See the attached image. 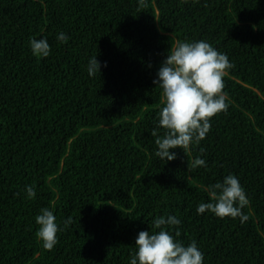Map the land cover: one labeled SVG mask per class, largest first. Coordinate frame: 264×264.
<instances>
[{
	"label": "trees",
	"instance_id": "16d2710c",
	"mask_svg": "<svg viewBox=\"0 0 264 264\" xmlns=\"http://www.w3.org/2000/svg\"><path fill=\"white\" fill-rule=\"evenodd\" d=\"M177 40H205L233 67L227 110L163 163L153 81ZM229 174L250 201L244 223L197 212ZM43 208L61 229L52 250L37 236ZM167 215L204 264H264V0H0V264H130L138 233Z\"/></svg>",
	"mask_w": 264,
	"mask_h": 264
},
{
	"label": "clouds",
	"instance_id": "9594fccd",
	"mask_svg": "<svg viewBox=\"0 0 264 264\" xmlns=\"http://www.w3.org/2000/svg\"><path fill=\"white\" fill-rule=\"evenodd\" d=\"M141 4L145 0H140ZM59 42L66 43L68 36L60 32ZM30 49L37 58H46L51 53L47 38H32ZM97 56L90 58L87 71L90 76L101 73ZM103 67H107L105 63ZM233 67L228 56L218 51L205 40L195 42L177 40L162 62L157 78L153 81L163 93L164 106L152 135L157 150L155 156L163 163L175 160V149L187 150L206 138L211 129V120L228 108L227 93L223 91L224 77ZM163 129V134L159 130ZM206 167L205 159L195 158L193 167ZM210 202L197 206L198 214L209 210L219 218H239L241 223L249 217L244 208L249 205L244 188L234 174L227 175L222 182L209 185L206 189ZM30 198L36 196L32 186H26ZM39 225L37 236L47 250L58 243L60 225L49 208L41 209L36 217ZM71 220L65 221V226ZM158 231H140L135 241L136 252L130 257V264H204V254L196 241L185 245L177 240L165 226H179L181 220L174 215L157 217L152 221ZM176 236L179 235L177 230Z\"/></svg>",
	"mask_w": 264,
	"mask_h": 264
}]
</instances>
